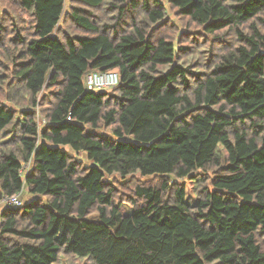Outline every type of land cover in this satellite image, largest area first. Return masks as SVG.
<instances>
[{"label": "trees", "instance_id": "trees-1", "mask_svg": "<svg viewBox=\"0 0 264 264\" xmlns=\"http://www.w3.org/2000/svg\"><path fill=\"white\" fill-rule=\"evenodd\" d=\"M165 2L179 38L160 0L0 17V201L33 199L2 206L0 264H264V0ZM91 71L119 84L87 91ZM136 175L156 181L115 204L107 181Z\"/></svg>", "mask_w": 264, "mask_h": 264}, {"label": "rangeland", "instance_id": "rangeland-1", "mask_svg": "<svg viewBox=\"0 0 264 264\" xmlns=\"http://www.w3.org/2000/svg\"><path fill=\"white\" fill-rule=\"evenodd\" d=\"M163 4H165V11H166V18L173 26L176 27V30L178 31V38H179V35L184 31L183 29L184 28V23L183 21H181L180 19H178L176 17V15H174V11L172 9H170L168 7V5L166 4L165 0H160ZM9 4H10V7L5 4V3H2L0 2V17L3 16V15H11L12 13H10L9 11L11 10L12 8V3H11V0H8ZM10 17V16H9ZM15 18L18 20L19 17H18V14L15 15ZM12 18H9V23L10 20ZM19 21V20H18ZM175 30V31H176ZM191 30H194V27L191 28ZM3 31L4 30H1L0 29V33L3 35ZM193 33V32H191ZM228 38V37H227ZM199 43L201 41H203V38H201L200 36H198L197 40ZM206 42V40H205ZM212 46L213 47H217V43H212ZM210 48V40H207V44L204 45V46H201L199 47V51L201 52H204L205 50L209 49ZM3 65L1 64L0 62V71L3 69ZM2 75V73L0 72V76ZM89 129V128H87ZM97 133L99 134H103V135H107V134H110V130H104V129H96L95 130ZM82 157V155H81ZM156 181L155 178L153 177H150V178H143L139 175H136L134 177H127L125 179H121L117 176H114L112 178H110L107 182H111V185H113L114 189H115V193H116V200H115V204H118L119 202H121L122 204L125 203V198L130 195H132V189H133V185H136V184H141V183H148V184H154ZM182 182V181H181ZM186 187H187V195L192 199H196L195 197V194L197 193V190H199V187L198 185L195 183V182H191L190 180H187L186 181ZM21 199V203L22 205L25 204L26 202H31L33 201V199L29 196L28 192L24 191L22 196L20 197ZM133 209H131L128 205H123L121 207V210H120V213L123 215V216H130L132 214V211ZM97 214H93L91 215V217L93 218H97ZM58 264H89L88 263V260H80V259H75V258H68V259H64L62 260L60 263Z\"/></svg>", "mask_w": 264, "mask_h": 264}, {"label": "built area", "instance_id": "built-area-1", "mask_svg": "<svg viewBox=\"0 0 264 264\" xmlns=\"http://www.w3.org/2000/svg\"><path fill=\"white\" fill-rule=\"evenodd\" d=\"M85 89L91 92L109 91L119 84V76L115 71H91L85 77ZM44 123V121H42ZM30 163H24L20 170V177L25 179L28 174ZM23 191L12 195L5 196L1 199L0 205L4 207H21V199Z\"/></svg>", "mask_w": 264, "mask_h": 264}, {"label": "crops", "instance_id": "crops-1", "mask_svg": "<svg viewBox=\"0 0 264 264\" xmlns=\"http://www.w3.org/2000/svg\"><path fill=\"white\" fill-rule=\"evenodd\" d=\"M4 208L0 205V212L3 210Z\"/></svg>", "mask_w": 264, "mask_h": 264}]
</instances>
